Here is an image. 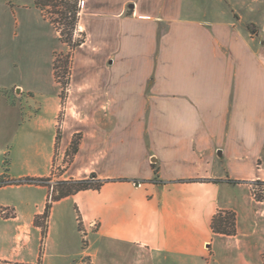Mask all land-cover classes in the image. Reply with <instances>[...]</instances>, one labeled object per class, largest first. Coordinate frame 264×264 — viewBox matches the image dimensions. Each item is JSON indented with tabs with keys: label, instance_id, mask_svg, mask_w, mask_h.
Masks as SVG:
<instances>
[{
	"label": "crops",
	"instance_id": "1",
	"mask_svg": "<svg viewBox=\"0 0 264 264\" xmlns=\"http://www.w3.org/2000/svg\"><path fill=\"white\" fill-rule=\"evenodd\" d=\"M106 1L88 0L95 53L60 125L55 87L15 102L0 84V264H71L70 220L96 264H262L264 46L231 18L185 14L197 0ZM92 173L100 188L59 196ZM219 211L234 233L213 230Z\"/></svg>",
	"mask_w": 264,
	"mask_h": 264
},
{
	"label": "rangeland",
	"instance_id": "2",
	"mask_svg": "<svg viewBox=\"0 0 264 264\" xmlns=\"http://www.w3.org/2000/svg\"><path fill=\"white\" fill-rule=\"evenodd\" d=\"M90 2L99 5L107 1L90 0ZM80 3L82 14L73 41L70 42L61 36L63 25L53 22L52 15L39 10L34 0H0V84L7 87L6 92L15 102H18L21 96L29 97L35 94L42 99V94L48 93L55 87V93L59 94L63 104L58 113L59 125L65 118L64 102L70 93L68 89L71 87L73 71L76 68L77 76H80L81 69L87 65L83 57L95 53L93 44L96 34L93 32L92 17H85L88 0H81ZM185 7H187L185 14L196 18H231L236 21L241 31H246L255 38L256 42L264 46V0H197L196 3L186 4ZM82 39L89 42L77 48L72 47L74 42ZM71 110L73 115L79 113V107L73 104H70ZM58 131V141H60V127ZM79 138V134L74 135L70 149L67 151L70 156ZM55 187L60 193L71 190L72 185L64 182L56 184ZM26 192L35 193L32 189H27ZM253 193L257 196L264 195V184H254ZM44 217L45 214L36 221L45 222ZM77 220L79 228L83 230L80 215H77ZM62 241L73 255H79L76 260L71 261V264H96L94 244L90 249L93 255L83 253L84 249L90 246V240L84 231L78 233L71 220L67 224ZM261 257L264 264V251ZM211 259L212 251L206 257L205 263L209 264Z\"/></svg>",
	"mask_w": 264,
	"mask_h": 264
},
{
	"label": "trees",
	"instance_id": "3",
	"mask_svg": "<svg viewBox=\"0 0 264 264\" xmlns=\"http://www.w3.org/2000/svg\"><path fill=\"white\" fill-rule=\"evenodd\" d=\"M80 1L81 0H34V4L42 12H47L48 14L52 15L53 22L63 25V27H61L62 28L61 36L65 37L67 40L72 42L82 12V6ZM84 41L85 39L76 41L73 43L72 47L77 48ZM57 138L59 139V132ZM76 148L77 145L75 147V150ZM4 165H5V170L8 171L9 169L8 156L5 158ZM153 167H154L155 175L158 176V167L156 165H153ZM29 181L41 182L43 181V179H37V180L33 179ZM216 181H218V179H216ZM7 182L9 181L0 178V185ZM103 182L104 180L98 179L96 174L92 173L87 178L65 182L71 184L72 188L69 191L60 192L59 196L84 189H90V188L98 189L102 186ZM229 182L237 183L238 181L235 179H229ZM257 183L264 184V181H258ZM48 208L49 205L47 206V210ZM235 225H236V216L234 212L219 211L213 217L212 227L215 232L232 234L235 232Z\"/></svg>",
	"mask_w": 264,
	"mask_h": 264
},
{
	"label": "built area",
	"instance_id": "4",
	"mask_svg": "<svg viewBox=\"0 0 264 264\" xmlns=\"http://www.w3.org/2000/svg\"><path fill=\"white\" fill-rule=\"evenodd\" d=\"M16 182H30V183H35L34 181H29V180H22V181H16ZM3 213L7 212V209H2Z\"/></svg>",
	"mask_w": 264,
	"mask_h": 264
}]
</instances>
